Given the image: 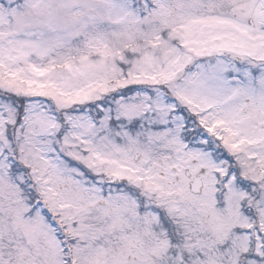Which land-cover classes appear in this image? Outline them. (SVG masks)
Returning <instances> with one entry per match:
<instances>
[{
	"label": "snow or ice",
	"instance_id": "obj_1",
	"mask_svg": "<svg viewBox=\"0 0 264 264\" xmlns=\"http://www.w3.org/2000/svg\"><path fill=\"white\" fill-rule=\"evenodd\" d=\"M0 264H264V0H0Z\"/></svg>",
	"mask_w": 264,
	"mask_h": 264
}]
</instances>
